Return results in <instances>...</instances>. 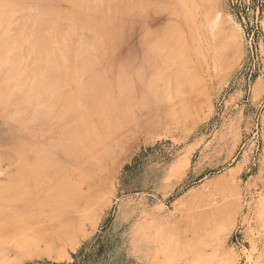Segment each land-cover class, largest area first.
<instances>
[{
    "label": "rangeland",
    "instance_id": "1",
    "mask_svg": "<svg viewBox=\"0 0 264 264\" xmlns=\"http://www.w3.org/2000/svg\"><path fill=\"white\" fill-rule=\"evenodd\" d=\"M51 1L53 2L50 3V0H0V61L2 63H0V208L4 207L11 198L16 199L17 196L21 194L26 182H28V184L29 182L33 185L36 184L33 186L30 183L29 186H33L34 188L39 187V191L37 189L35 191L34 188L31 187L29 194L33 195L34 193L35 200L32 195H27L26 197H28V199H26L25 202L34 203L33 205H38V203L44 204L41 202H45L46 205L47 202L55 200V164H52L55 163V146H51L53 145L52 142L55 137H53L54 134L51 136L53 129L52 123H50L52 122L50 119H52L53 116L51 118V115L47 114L50 109L44 112L46 108L52 106L50 105L52 101L50 100L48 103V100L51 97L53 100L55 97L53 98L52 95L55 94L58 95L57 97H61V100H58V98L56 99L58 100V104L56 103L57 105L53 104L58 108L55 107L54 114H56L57 111L60 112V110L68 108L70 101H72L70 100L71 95L69 94H71L72 91L74 92L72 86L77 83L80 84V81H84L85 83L89 81V86H87L86 90H83V93L87 91L89 87L95 90L92 93H101L96 90L100 88L104 91L101 87H107L114 80L117 81L116 77L118 75L121 77L118 78L119 82L116 83L118 87L122 88V81H124V85L129 83L123 79V77H125L124 74L129 73L134 68H129L132 65L138 66L140 59L134 60L137 65L133 63V59L138 58V56L134 57L135 52H130L131 54L129 56L134 55L129 58L131 62L127 63L129 65L128 67L126 66V62L129 56L127 58L123 56L120 58L119 55H115V58L112 56L114 51L115 53H120V49L121 51H127L125 48H128V52L130 49L131 51L134 49V51H136L135 46H137V44L134 43H137V34L134 32L137 31L135 30L132 32L134 28L132 29L129 24L131 25L137 18L138 13H140L138 9H141L142 14L143 10L146 12H148L147 10H155L151 12H164V14L169 16V24H167V26L169 25L170 27H166L165 39L169 41V39L172 38V44L175 43L179 45L176 46V48L168 49L173 45L171 44V46H169L168 43L170 42L165 43V48H167L169 53H174V49L176 50L178 47L175 55L171 53L172 58L168 60V63L171 61L173 65H176V61V63L183 62L179 64L183 66L186 64L187 68L190 67L187 63H194V69L197 68L198 71H202L198 72L200 74V79L196 77L194 81L198 79V84L202 83V81L207 84L211 103L209 106L201 105L195 109L194 107H189L191 111L186 109L188 112L181 115V117L179 116L180 118L175 122L164 121L163 117L165 115L169 116L168 109L165 110L160 108L154 115L151 111L153 100L147 98L151 95L149 94V88L155 86L158 81L151 78L153 76L149 75L150 71L147 70L149 74H145L146 76L144 75L142 78L143 80L138 83L140 87L137 85V90H135L133 94L134 97L132 96L131 98V100L133 99L132 101L137 99L139 103H135L136 101H134V105L130 100L128 107L130 108L131 115L132 112L136 115V112L141 109H146V111L149 112L151 111V117H153L151 121L156 123L154 126L158 131L145 130L147 132L140 131L141 134L140 132H136L130 140L120 145V149L118 148L119 151L118 149L116 150L118 151L117 153L115 149H111L110 152H108V156L105 157V159H109L107 164L109 166L106 167V171L110 166L109 170H111V173L113 172L112 169L114 170L112 174L110 171L106 172L107 176L111 174L112 180L109 179L108 182L110 183V187L107 184L108 190H106V186V189H103V202H100L93 211L87 213V219L80 224V230L76 236L77 238L72 240L65 239L55 244V232L51 234L52 231H55V222L58 221L55 220L54 206L52 214L49 212L47 215V212H45L40 216H30L26 218L25 222L24 220L21 222L19 221L20 223H18L17 220H14L16 222L5 221L6 223H1L0 221V234H2L0 235V243L2 242L0 244V248H2L0 251V264H264V0H217L214 6L215 12L222 16V18L225 17V19L228 20V27H233L231 29L235 32V36L232 41L227 40V42H223L224 46L219 48L220 51L223 50V57L221 58L219 56V58H217L214 67L215 71L209 66V73L207 72L208 66L206 65L208 62L204 59V53L206 44L212 46L215 42L214 33L216 29L213 28V30L211 24L206 23V9L203 0H95L96 4L94 0H92L90 4L88 2L91 0H85V3H82V0ZM138 1H140L139 3L142 2L143 4L147 3L149 5L147 7L146 5L137 4ZM149 1H151V3H149ZM74 3H76V7ZM87 3L90 6L92 5L91 8L87 6ZM39 5H44L47 10L42 6L43 9L47 12L51 11V13L55 15L53 17V15L47 12V15H49L47 17L49 18L43 15L46 20L49 19V25L46 24L47 21L43 20L46 26H50L51 17L52 23L54 22L55 24V26L51 24L54 28L49 27L50 30L48 29V31L52 33L51 35L47 32V28H45L43 32L46 33V37L48 36L47 34H49L51 44H54L53 46L56 47H50L52 48V52L50 53L54 52L55 56H58L57 58L55 57L56 59H54V53L53 55L48 53L47 51L49 48L46 49L47 46L45 44L42 45L43 40H48V37L42 40V36H40L41 42L40 38L39 41L37 40L38 38L36 39V35H41L39 31L41 28L43 30L42 26H45H40L41 28L38 30L39 27L37 24L40 23L37 22L39 19L37 20L35 17L40 18L41 12L43 11V9H41L42 7H39ZM137 6L139 7L135 11ZM35 8L37 9L35 10ZM132 9L135 11L133 16H131L133 13ZM126 10L128 13H126ZM32 11H35L37 14V11H40L38 14L39 17ZM42 13L44 14L45 11ZM84 13H86V15H83ZM1 14L3 16H1ZM122 14L124 16L121 17L120 15ZM109 16H111V19ZM9 18L10 20H8ZM118 19H120V25L117 27ZM122 19H126L127 22L125 21V24H123L122 22L124 20ZM129 20L133 21L130 23ZM28 22L30 24H28ZM35 23L37 26L33 25ZM43 23L41 22V24ZM121 24L124 25V28H122L123 25ZM24 26L26 27L24 28ZM33 26L34 28L38 27L37 30L34 29L37 32H31V29L33 31ZM28 27L31 29H27ZM56 27H58V29ZM112 27H114V29ZM132 27H135V25ZM59 28H61V31H59L60 34H58ZM52 29L53 31H51ZM55 30L56 32H54ZM119 30L129 33H122V36ZM117 31H119V33ZM38 32L39 34H36ZM53 33H55V35ZM117 33L121 35V37L118 36ZM189 33L190 35H187ZM127 35H129V38H127ZM12 36H14L13 40ZM54 36L62 39H55ZM125 36L127 39H125ZM123 37L125 42H122ZM21 38L23 39L22 41ZM3 40H6L5 43H3ZM31 40L30 47H28V54L26 52L27 41L30 42ZM183 40H185V42H183ZM64 41L65 43L63 44ZM95 42H99V44L95 45ZM32 43L34 44L31 46ZM129 44L134 45L130 46ZM6 45L7 47L5 48ZM16 45H18L17 48L15 47ZM62 45H64L65 48L67 47V50L62 48ZM114 45L116 47H114ZM186 45H188L189 48L192 47V52L193 50L197 52V58L194 56L191 58L186 55ZM34 46L37 47V49L43 46L44 51L42 49L40 50L44 52V55L42 56L41 52L38 53L37 49L35 51L33 48ZM193 46H195V49H193ZM23 47L25 48L23 49ZM133 47L135 48L133 49ZM19 49L20 51L17 52ZM64 49L69 53L72 59L68 58L70 57L68 54L67 57ZM31 50L32 52H30ZM110 50H114L112 52L113 54H110L111 56L108 53ZM178 50L179 53L180 50H185L183 51L185 54H183V56L180 55L182 52L178 54ZM33 52L44 58L42 64L37 60L40 61L43 58L41 59L38 57L39 59L37 58L36 60ZM46 52L49 56L52 55L53 58L47 56L48 54ZM62 52H65L64 54L67 59ZM121 54L123 53L121 52ZM29 55L33 56L31 57L33 58L31 62L28 61ZM46 56L48 59H46ZM80 57L83 58L79 59ZM108 57L111 59L113 58V60H107ZM226 57H229V59H226ZM61 58L63 60L65 59L67 62H65V60L63 61ZM59 59L61 61H59ZM118 59L119 61H117ZM122 59H125L126 62ZM46 60L47 65L51 62L48 66H51L55 74L60 76H55L50 84L45 83L47 82L46 79L50 76L48 80H51V77L55 74L46 77L43 76L45 79L41 82H43L42 86L44 88H41V83L38 81L41 80H39V76L43 75L46 71L45 69L48 67L46 65ZM70 60L72 62L71 64L69 63ZM219 60L224 65H222ZM26 61L30 64L28 62L25 63ZM36 61L40 64L39 66L36 64ZM120 61H122V63ZM34 62L36 64L34 65L39 69L38 72L35 73L34 70L37 71V69L31 70L32 68H30V70L33 71V75H35L33 76L32 73L31 75H26V81H24V79H22L24 75L22 73L24 72L23 69L25 70L26 68L24 73H27L28 68L31 65L32 67L34 66ZM18 64L19 66H16ZM105 64H107L106 67L109 64L108 68L112 67L110 69L112 71H109V69L105 67ZM119 64H123L121 68L125 65L126 70H131H127V72L125 71L124 74H122L125 68L122 69L121 72H118V67L115 68ZM196 64L199 65L197 66ZM173 65L170 66L168 64L167 66L172 68L174 67ZM35 66L34 68H36ZM145 66L140 65V67H142L141 70L137 67L136 70L139 71L140 74L142 73V75L139 74L140 76H143L144 70L146 71ZM143 67L145 68L144 70ZM12 68L13 71L16 70L14 71L15 73L13 72L10 74V69ZM97 68H99V71ZM52 69L47 71L48 73L46 72L45 75L54 73ZM105 69L107 72H112V78L105 74ZM116 69L117 71H115ZM56 70L60 74H58ZM69 70H71L72 73ZM94 71L98 72L96 73L97 75L93 73ZM137 71L133 72H135L134 75L136 74L138 78L139 72L137 73ZM80 72L82 73L81 77ZM100 72L102 74H100ZM115 72H117V74ZM194 72L197 74V70ZM194 72L192 71L189 76H187L189 85L193 79L192 77H194ZM69 73L72 74L69 76L71 79L68 78ZM13 74H16L15 80L9 78L14 76ZM35 76L38 78H35ZM130 76L132 79L135 77L133 74ZM209 76L211 78H209ZM20 77L23 81L17 79ZM72 77L74 82L76 80L75 84L71 81ZM101 77H103L104 80H101ZM109 77L111 80H109ZM86 78L89 80L85 81ZM6 79L9 80V82L11 81L9 86ZM33 79L35 81L38 79V83H35ZM17 81L23 82V86ZM32 81L35 85H39V88L36 87L38 90L40 89V93L43 90L44 94L41 93L43 95H40L41 97L44 96V99H36V94L33 96L34 93L38 92H32V86L30 87ZM103 81H105L106 84H103ZM54 82L55 84H53ZM84 82H82L83 85ZM90 82L95 83L91 84ZM51 83L53 88H57H52V90L56 91H53L54 93L50 91V87L52 86L48 88L45 86L51 85ZM19 84L21 86H19ZM35 85L34 89L38 91ZM69 85H71V88ZM106 87L104 88L108 89ZM138 87L141 89L143 88L142 90H144L143 92L147 97L143 95L145 97L143 98L141 94L142 90L138 89ZM22 88H24V95L21 93L20 96ZM45 88L49 89L53 94L49 93L47 90L50 95L47 94V96H49L46 97ZM66 89L69 92H67ZM15 90H17V92ZM10 92L15 94H13L14 97L10 95ZM61 92L66 96L64 100L62 99L63 95ZM136 92L138 94H135ZM145 92H149V96ZM26 93L28 95L25 96ZM29 93H32L33 95H31L35 99H33ZM88 93H90V90ZM40 95L38 93L37 97ZM9 96H11L12 99H10ZM15 96H17V98ZM24 96L26 98L29 96V100H26ZM68 97L69 101L67 100ZM123 97L124 96H122V98ZM107 98H109V96H106V99L104 98L105 102L108 100ZM113 98L115 97L112 96V102H116V98L114 101ZM31 99L32 101H30ZM118 99L117 101L119 102L120 99ZM21 101H23V103H21ZM26 101L31 103L28 104ZM33 101L34 103L32 104ZM63 102H66V104L62 105ZM115 102L113 103L114 105ZM118 102H116V104ZM24 103H26V107ZM19 104H24L23 107L26 109L23 108L25 110L21 111L22 107ZM31 104L32 106H30V108L27 107V105ZM38 104H42L41 107L43 110L39 112L41 107H37V116H40L38 118L34 117L37 120L34 122L32 116H36L34 113L35 111L37 112V109L34 107ZM46 104H49V107H47ZM19 108L20 111L16 110L17 112L15 113V109L19 110ZM109 108L111 107H108V109ZM109 111L110 110H107L108 113ZM52 112L50 111L49 113L51 114ZM128 112L129 111L123 113L119 111L116 112L117 114L114 113L115 115L112 114L114 115L111 117L114 119L113 124L117 123L115 119H121V122L119 121L120 124L124 123V117L129 114ZM44 114L49 116L47 117L49 118L48 123L45 122L47 120H45L47 115ZM28 115H31V119H33L31 122L26 118L29 117ZM157 115L161 117H157ZM136 116H138V112ZM132 117L135 118L134 115H132ZM156 118L159 120L160 118L162 119L158 121ZM43 119L45 121L42 123ZM26 120L27 122L25 124ZM109 123L111 124L112 121H109ZM34 128L36 131H34ZM29 129H31V131ZM37 129H42V131ZM101 131L103 132V130L99 129L95 132L97 134L98 132L101 133ZM45 135L49 137H45ZM40 140H44L41 142L44 143L43 145H46V148H44V146L40 148ZM35 142L40 146L35 144ZM47 144L49 146H47ZM29 145L34 147L36 145L39 150H37L36 147L32 150L31 147L29 148ZM24 146H28V149H30L32 153L37 150L35 152L36 154L33 155H37L39 158H41V152L45 149L48 150L47 153L50 152L51 154L45 153V150L43 152L45 154L42 156L43 159L34 158L31 154L27 155L31 153V151L29 150V152H27L28 149ZM23 147L27 150L26 152L24 151L25 149L22 150ZM50 147L51 151L54 153L49 150ZM38 151H40L41 154H38ZM113 154H115V156ZM48 155H53L52 158L50 157L51 161H49ZM184 155L187 156L188 161L181 160ZM27 156L29 159H27ZM30 156L34 159H30ZM23 157L27 158L22 159ZM178 159L180 160L177 161ZM43 162H45L46 166ZM149 166L162 176L163 185H161L159 189L153 188L152 186L145 188L140 184L139 175ZM26 178H30L31 180L29 179L28 181ZM36 178L39 179L36 180ZM8 180L10 183H7ZM20 180L21 182H19ZM125 181H128V185L123 187L122 184ZM49 183L50 185H48ZM4 184H8V187ZM10 202H12V200H10L9 203ZM94 213H96L97 216L94 217ZM46 215L50 217L45 218L47 217ZM17 225H20V227ZM60 226L61 222L57 224L56 229H59ZM8 243H10V245ZM24 245L30 248L27 249V247H25L26 249H24ZM12 246L13 248L19 249V251H11L10 247ZM48 246L51 248L47 249ZM3 247H6V249ZM38 248L43 251L37 250ZM46 249L51 253L50 255H47L48 252H46ZM37 251L39 252L37 253ZM22 253H25V255ZM57 255L61 257L57 258Z\"/></svg>",
    "mask_w": 264,
    "mask_h": 264
},
{
    "label": "bare ground",
    "instance_id": "2",
    "mask_svg": "<svg viewBox=\"0 0 264 264\" xmlns=\"http://www.w3.org/2000/svg\"><path fill=\"white\" fill-rule=\"evenodd\" d=\"M69 1V0H68ZM90 1V0H89ZM95 1V0H94ZM97 1V0H96ZM96 1H95V4H96ZM204 1V4H205V9H206V16H205V20H206V23L207 24H211V28L213 29H216L215 30V33H214V43H213V45L211 46V45H209V44H206V50H205V55H204V59L206 60V62H208L206 65L208 66L207 68H208V73H209V66H211L212 67V70L214 69V67H215V64H216V60H217V58H219V56L222 58L223 56H222V53H223V50L222 51H220L219 50V48H221V46L223 47L224 46V44H223V42L225 43V41L227 42V40H233V38H234V33L235 32H233V30L231 29V28H233V27H228V20H226L225 19V17L224 18H222V16H220V15H218V13L217 12H215L216 10L214 9V6L216 5V2H217V0H203ZM51 2H53V1H51L50 0V3ZM62 2H65V1H62ZM74 2V1H73ZM73 2H72V4H73ZM82 3H85V0H82L81 1ZM92 2V0L90 1V2H88L89 4ZM140 1H138L137 2V4H142L143 6L144 5H146L147 7H148V5L149 4H147V3H145V4H143L142 2L141 3H139ZM144 2V1H143ZM148 2V1H147ZM43 3V2H42ZM87 3V4H88ZM149 3H151V1H149ZM44 4V3H43ZM79 4V3H78ZM77 4V5H78ZM87 5V6H89V8H91V6L90 5ZM93 4V3H92ZM76 5V3H74V6ZM84 5V4H83ZM82 5V6H83ZM38 6V5H37ZM42 6H44V5H42ZM42 6H40L39 5V7H42ZM135 6V5H134ZM39 7H37V8H39ZM76 7V6H75ZM79 7H81V6H79ZM94 7V6H93ZM92 7V8H93ZM139 6H137L136 8H135V11L137 10V8H138ZM141 7V6H140ZM37 8H35V10L37 9ZM44 8H45V6H44ZM88 8V7H87ZM142 8H144V7H142ZM41 9H43V7L41 8ZM46 9V8H45ZM45 9H43V11H45V13L43 14L42 12H41V15H40V18H41V22L43 23V20L44 21H47L46 22V24H48L49 25V19H47L46 20V18H49V17H47V16H49V15H47V13L49 14L50 13V15H53V17L55 16L53 13H51V11L50 12H47ZM48 9H49V7H48ZM50 9H52V8H50ZM125 9V8H124ZM40 10V9H39ZM54 10V9H53ZM81 10V9H80ZM86 10H88V9H86ZM131 10V9H130ZM129 10V11H130ZM133 10V9H132ZM55 11V10H54ZM90 11V10H89ZM127 11V10H126ZM135 11L133 10L132 12V14H131V16H133V14L135 13ZM140 11V13H138V16H137V18L134 20V21H136V22H134L133 20V22L135 23H133L132 21H130L129 20V22L131 23L132 22V24L130 25L129 23V26H131V28L133 29V31L132 32H134L135 30L137 31V32H134V33H136L137 34V38H136V42L137 43H134V44H137V46H138V48H137V46H135L136 47V51H134L135 49V47H133V51H131V49H130V51L128 52V48L126 49L125 48V50H127V51H121V49H120V53L119 52H117V53H115V49L113 50V51H109L108 53H109V55L111 54H113V56L112 57H114L115 55L116 56H120V58H121V56H123V57H128L131 53L130 52H135V55H134V57L136 56H138V58H134L133 59V63H135V61L136 60H138V59H140V61H139V65L138 66H134V65H132L131 66V63H130V66L131 67H129V65L127 64V63H129V62H131V59H129L131 56H133V55H131V56H129L128 57V60H127V62H126V58L125 59H122V60H124L125 62H126V66H128L129 68H133V69H135V70H131V69H127V70H131L129 73H132L133 74V76H137L136 74L134 75V73L135 72H133V71H137L136 69H137V67H138V69H142V67H140V65L142 66H145L146 67V71L144 70L145 68L143 67V70H144V72H146V73H144L143 72V76H140V75H142V73L140 74V72L139 71H137V73H138V75H139V79L136 77H134L133 79L131 78V76L130 75H132V74H129V73H125L124 74V72L126 71L127 72V70H126V66L124 65L123 66V68H121L122 67V65H120V68H119V65H117L115 68H117L118 69V72H121L122 71V69H124L125 68V70H123V72H122V74H124V76L125 77H123V79L124 80H126V82H129L128 84H126V85H124L123 83H124V81H122L123 83L121 84L122 85V88L121 87H118L117 86V82H119V80H118V78L120 77L119 75L116 77V79H117V81L116 80H114L113 82H111L107 87L106 86H103V87H101L102 89H104V91L103 90H101L100 88V90L98 89V90H96V91H100L101 93H92V92H94L95 90H93V89H90V87H89V89L87 90V91H84V93H83V90H86V88H87V86H89V84H88V82H84V81H80L81 83V85L79 84V83H77L76 85H73L72 87H73V89H74V92L72 91L71 92V94H69V95H71V99L70 100H72V101H70V105L68 106V108L66 109V108H64L65 110H60V112H56V114H54V112H55V107H56V105L58 104L57 103V101L58 100H61L60 98L61 97H57L58 95H52L53 96V100L50 98L49 100H48V103H49V101L51 100L52 102H50L51 104L50 105H52L51 107H52V110H53V112H52V110H51V107H49L47 104V107H49V108H46V110L44 111V112H47V109H48V111H49V109H50V111L53 113H47L48 115H51L50 117L52 118V116H53V118L52 119H50L52 122H50V123H52V129H53V133L51 134V136H53V134H54V136L53 137H55L54 138V140H53V145H51V146H55L54 148H55V153L54 152H52L51 151V147H50V151L52 152V153H54V155H55V163H52V164H55V200H51V201H49V202H47V204L45 205V202H41V203H44V204H40V203H38V205H33L34 203H31V202H29V203H27V202H25L26 201V199H28V197H26L27 195H32V194H29V192H30V190H31V187L32 188H34L33 186H35V185H33L31 182H29V184H28V182H24L25 183V186H24V188L22 189V191H21V194H19V196H17V198L16 199H14V198H11L10 200H12V202H10L9 203V201H8V205L6 204V205H4V207H2V208H0V221H1V223L3 222V223H6L5 221H14V220H17L18 221V223H20L21 221H23L24 220V222H25V220H26V218H29L30 216H36V215H42L43 213H45V212H47V215L49 214V212L52 214V210H53V206L55 207L54 209H55V220L57 221V222H55V231H52V233L51 234H53L54 232H55V244L56 243H58L59 241H63V240H65V239H68V240H72V239H76L77 237V233L79 232V228H80V224L84 221V220H86L87 219V213L90 211H93V209L97 206V205H99V203L100 202H103V198H102V193H103V189H106V190H108V187H107V184L109 185L110 183H108L109 182V179H111L112 180V178H111V174L114 172V170L112 169V173H111V170H109L110 169V167H109V169L106 171V167H108L109 165H107L108 164V160L109 159H105V157L106 156H108V152H110V150L111 149H115V152L117 153L118 151H119V147H121L120 145H123V143H125V142H127L128 140H130L131 138H132V136H134V134L136 133V132H140V131H145V130H157L156 128H155V126H154V124L156 125V123L155 122H153V121H151L152 120V118L153 117H151V115H152V113H153V115H154V113H156L157 112V110L158 109H160V108H163V109H165V110H167L168 109V113H169V116H167V115H165L164 117H163V120L164 121H173V122H175L177 119H179L180 117H181V115H184V114H186V112H188V111H186V109H189V111H191L190 110V108L189 107H194V109L195 108H198L199 106H204V105H206V106H209L210 105V98H209V89H208V87H207V84L205 83H203V81H202V83H200V84H198V82L199 81H197L198 79H200V74L198 73V72H202V71H198V69L197 68H195L196 70H197V74L194 72V71H196L195 69H194V63L192 64L191 62H189V63H187L188 65H190V67L189 68H187V66H186V64H184V66L183 65H180V64H182V63H176L175 62V64L176 65H173V63L170 61V63H172V64H170V63H168V60H170V58H172V54H174L175 55V52L177 51V49H178V47H177V49L175 50L174 49V53L173 52H171V53H169V51L167 50V48H165L166 46H165V43H168V42H170V43H168L169 44V46H171V44H172V38L171 39H169V41H168V39L166 40L165 39V35H166V27H170L169 25L167 26V24H169V16L167 15V14H164V12H154V13H152L153 11H155V10H147L148 12H146V11H144L143 10V14L141 13V9H138V12ZM149 11H150V13H149ZM152 11V12H151ZM32 12H34V13H36L35 11H32ZM38 12V14L40 13V11H37ZM47 12V13H46ZM56 12V11H55ZM145 12V13H144ZM114 13V12H113ZM126 13H128V11L126 12ZM147 13V14H146ZM5 14V13H4ZM37 14V13H36ZM38 14L36 15L37 17H39L38 16ZM144 14H146V15H144ZM35 15V14H34ZM43 15H45L46 16V18L43 16ZM83 15H86V13H84ZM136 15V14H135ZM1 16H3L2 14H1ZM41 16H43V17H41ZM117 16H119V15H117ZM121 17L122 16H124L123 14L122 15H120ZM170 16H171V14H170ZM35 17V16H34ZM34 17H33V19H34ZM51 17V16H50ZM40 18H36L35 17V19H39L37 22H39L40 24H41V22H40ZM43 18V19H42ZM109 18L111 19V16H109ZM132 18V17H131ZM221 18V19H220ZM51 19H52V17H51ZM50 19V22H51V24H53V26H55V24H54V22L52 23V20ZM128 19H130V18H128ZM132 19H134V18H132ZM8 20H10V18L8 19ZM122 20H124L122 23L123 24H125V21H126V19H122ZM121 20V21H122ZM7 21V20H6ZM11 21H12V19H11ZM54 21H55V19H54ZM110 21V20H109ZM116 21V20H115ZM119 21H120V19H118V24H117V27L120 25V23H119ZM7 22H10V21H7ZM30 22V21H29ZM28 22V24H30ZM36 22V23H37ZM56 22V21H55ZM111 22V21H110ZM127 22V21H126ZM175 22V21H174ZM32 23V22H31ZM36 23L35 24H33L34 26L36 25ZM112 23V22H111ZM12 24V23H11ZM37 24L38 25V27H39V29L38 30H40V26H42V25H45V22L43 23V24ZM50 24V26H42L43 27V30H42V28H41V30H42V32H41V30L39 31L40 33H41V35H36V39L39 41V38H40V42H41V37L40 36H42V40L43 39H45V38H47L48 37V40H43V44L42 45H46L47 47H46V49L47 48H49V50L47 51L48 53H50V52H52L51 51V49L54 47L52 44H51V40L49 39L50 37H49V34H47L48 36L46 37L45 35H46V33H44L43 31H44V29L45 28H47V32L48 33H50V35L52 34L51 32H49L48 31V29H49V27L51 28H54L52 25ZM57 24V23H56ZM67 24H68V22H67ZM109 24V23H108ZM123 24H121V25H123ZM171 24V23H170ZM26 25H27V23H26ZM36 25V26H37ZM69 25V24H68ZM67 25V27L69 28V26ZM133 25H135V27H132ZM177 25V24H176ZM186 25V24H185ZM22 26V25H21ZM29 26H31V25H29ZM34 26H33V31H32V29L30 28V27H28L27 29H31V32H34L35 30H37V28H34ZM58 26V25H57ZM71 26V25H70ZM110 26V25H109ZM126 26V25H125ZM26 26H24V28H25ZM106 27H108V26H106ZM22 28V27H21ZM57 29H58V27H56ZM113 29H114V27H112ZM121 28V27H120ZM122 28H124V25H123V27ZM121 28V29H122ZM235 28V27H234ZM35 29V30H34ZM60 30H58V32L59 31H61V28H59ZM63 29V28H62ZM66 29V28H65ZM70 29V28H69ZM117 29H119V28H117ZM130 29V28H129ZM175 29V28H174ZM173 29V30H174ZM213 29V30H214ZM50 30V29H49ZM71 30V29H70ZM123 30V29H122ZM127 30H128V28H127ZM131 30V29H130ZM20 31V30H19ZM19 31H17V32H19ZM51 31H53V29L51 30ZM67 31V30H66ZM120 31V30H119ZM119 31H117L118 33H119ZM170 31V30H169ZM235 31V30H234ZM16 32V33H17ZM21 32H22V30H21ZM35 32H37V31H35ZM39 32L38 33H36V34H39ZM54 32H56V30L54 31ZM71 32V31H70ZM69 32V33H70ZM116 32V31H115ZM121 32V31H120ZM219 32H220V35H219ZM43 33V34H42ZM64 33V32H63ZM66 33H68V32H66ZM66 33H65V35H66ZM118 33H117V35H118ZM122 33H129V32H125V31H122L121 32V35L123 36V34ZM165 33V34H164ZM201 33V32H200ZM54 35H55V33H53ZM58 34H60V32L58 33ZM62 34V33H61ZM71 34V33H70ZM69 34V35H70ZM133 34V33H132ZM170 34V33H169ZM43 35H44V38H43ZM73 35V34H72ZM121 35H118V36H120L121 37ZM130 35V34H129ZM129 35H127V38H129ZM187 35H190V33L189 34H187ZM57 36V35H56ZM71 36V35H70ZM200 36V35H199ZM220 36H222V37H220ZM13 38H12V40L14 39V36H12ZM17 37V36H16ZM55 37V36H54ZM58 37V36H57ZM57 37H55V39H58V40H61V39H59V38H57ZM66 38H68L67 36H65ZM173 37V36H172ZM175 37H176V35H175ZM24 38V37H23ZM52 38H53V36H52ZM126 38V36H125V39H127ZM177 38H178V36H177ZM190 38V37H189ZM98 39V38H97ZM97 39H95V40H97ZM114 39V38H113ZM135 39V38H134ZM11 40V41H12ZM23 39L21 38V41H22ZM74 40V39H73ZM6 41V40H5ZM5 41L3 40V43H5ZM29 41V40H28ZM27 41V47H26V52L28 53V47H30V43L32 42V40L30 41V42H28ZM38 41H36V42H38ZM45 41V42H44ZM67 41H69V40H67ZM67 41H66V43H67ZM83 41V40H82ZM134 41V40H133ZM133 41H132V43H133ZM175 41V40H174ZM191 41V40H190ZM208 41H209V39H208ZM26 42V41H25ZM35 42V41H34ZM49 43V46H48V43ZM53 42V41H52ZM73 42V41H72ZM122 42H125V40H124V37H123V41ZM176 42H178V41H176ZM182 42V41H181ZM183 42H185V40H183ZM14 43V42H13ZM13 43H12V45H13ZM18 43V42H17ZM39 43V42H38ZM65 43V41L63 42V44ZM80 43V42H79ZM96 44L95 45H98L99 44V42L97 43V42H95ZM114 43V42H113ZM7 44V43H6ZM9 44H11V43H9ZM24 44V43H23ZM29 44V45H28ZM34 43H32L31 44V46L33 45ZM37 44V43H36ZM36 44H35V46H36ZM51 44V45H50ZM59 44V43H58ZM78 44V43H77ZM134 44H132V45H134ZM1 45V44H0ZM11 45V46H12ZM61 45V44H60ZM60 45H58V46H60ZM71 45V44H70ZM72 45H73V43H72ZM130 45V44H129ZM132 45H130V46H132ZM173 46H171L170 48H168V49H172V48H176V46H178L179 44H172ZM175 45V46H174ZM2 46H3V44H2ZM17 46L18 45H16L15 47L17 48ZM20 46V45H19ZM24 46V45H23ZM33 47L34 48V50L36 51V49H37V47ZM68 46H69V43H68ZM119 46V45H118ZM168 46V45H167ZM168 46V47H169ZM230 46V45H229ZM7 47V45L5 46V48ZM39 47H40V45H39ZM38 47V48H39ZM50 47H52V48H50ZM72 47V46H71ZM114 47H116L115 45H114ZM195 46H193V49H195L194 48ZM8 48H9V46H8ZM12 48V47H11ZM25 47H23V49H24ZM54 48H56V47H54ZM62 48H65L64 47V45H62ZM132 48V47H131ZM188 45H186L185 46V49L187 50L186 51V55L187 56H189V57H191V58H193L192 56H194L195 58H197L198 57V54H197V52L195 51V50H193V52L191 51V48H189V50H188ZM225 48V47H224ZM23 49H22V53H23ZM31 49H32V47H31ZM40 49H42L43 50V46H42V48H40ZM40 49H37V51H38V53L39 52H41V50ZM66 50H67V47L65 48ZM64 49V50H65ZM110 49V48H109ZM124 49V48H123ZM122 49V50H123ZM181 49H182V46H181ZM9 50V49H8ZM33 50V51H34ZM40 50V51H39ZM60 50V49H59ZM66 50H65V52H66ZM72 50V49H71ZM70 50V51H71ZM227 50V49H226ZM18 51H20V49L19 50H17V52ZM34 51V52H35ZM44 51V50H43ZM53 51H54V49H53ZM58 51V50H57ZM171 51V50H170ZM183 51H185V50H180V53L182 52V54H180L179 53V50H178V54H180V55H182L183 56V54H185ZM30 52H32V50L30 51ZM34 52H33V54H34ZM46 52V53H47ZM64 52V53H65ZM111 52V53H110ZM113 52V53H112ZM121 52L123 53V54H121ZM125 52V53H124ZM228 52V51H227ZM20 53V52H19ZM42 53V56L44 55L43 53L44 52H41ZM47 53V54H48ZM54 53V52H53ZM53 53H50V54H52L53 55ZM63 52H62V54L66 57V55L68 54L69 55V53H67L66 52V55L64 54ZM198 53H199V51H198ZM214 53V54H213ZM230 53V52H229ZM231 53H232V51H231ZM231 53H230V55H231ZM25 54V53H24ZM29 54V53H28ZM32 54V53H31ZM32 54V55H33ZM56 54H57V52H56ZM30 56L29 55V58H28V61H32V59L33 58H31V57H33V56ZM52 55H50L49 56V54L47 55V56H49L50 58L52 57L53 58V56H54V59H56L58 56L56 55L55 56V53H54V55L52 56ZM58 55H59V53H58ZM68 55H67V57H68ZM110 55V56H111ZM177 55V54H176ZM202 55V54H201ZM200 55V56H201ZM19 56V55H18ZM34 58L37 60V58L39 57V58H43V57H41V55H36V54H34ZM47 56H46V59H48L47 58ZM70 56V55H69ZM86 56V55H85ZM85 56H83V57H85ZM109 56V57H110ZM199 56V57H200ZM226 56H227V54H226ZM56 57V58H55ZM60 57V56H59ZM67 57H66V59H67ZM76 57H77V55H76ZM83 57H80L79 59H81V58H83ZM88 57V56H87ZM108 57V59L107 60H113V58L111 59V58H109ZM188 57V58H189ZM21 58V57H20ZM38 58V59H39ZM69 59L71 58V56L70 57H68ZM78 58V57H77ZM76 58V59H77ZM115 58V57H114ZM133 58V57H132ZM174 58H175V56H174ZM229 59V57H226V59ZM34 59V60H35ZM54 59H52V60H54ZM62 59V58H61ZM72 59V58H71ZM136 59V60H135ZM184 59V58H183ZM200 59V58H199ZM58 60V59H57ZM63 60V59H62ZM65 60V59H64ZM63 60V61H64ZM106 60V59H105ZM106 60V61H107ZM130 60V61H129ZM135 60V61H134ZM175 60V59H174ZM188 60V59H187ZM191 60V59H190ZM189 60V61H190ZM204 60V61H205ZM28 61H26L25 63H27ZM40 64H42L43 63V61H44V58L42 59V60H40V61H42V62H40L39 60H37ZM36 61V64L39 66L40 64H38V62ZM55 61V60H54ZM59 61H61L60 59H59ZM105 61V62H106ZM117 61H119V59L117 60ZM179 61V60H178ZM220 61V60H219ZM228 61V60H227ZM18 62L20 63V61L18 60ZM65 62H67L66 60H65ZM102 62V61H101ZM104 62V63H105ZM109 62H111V61H109ZM121 63H122V61H120ZM120 62H118V63H120ZM124 62V63H125ZM0 63H1V61H0ZM29 63V62H28ZM49 63H51V62H49ZM49 63H48V65H49ZM69 63L71 64L72 62H71V60L69 61ZM108 63V62H107ZM113 63V62H112ZM117 63V64H118ZM132 63V64H133ZM220 63L222 64V62L220 61ZM2 64V63H1ZM30 64V63H29ZM35 64V62L33 63V65ZM35 64V65H36ZM45 64V63H44ZM110 64V63H109ZM109 64H108V66L106 67V65L107 64H105V67L106 68H108L109 67ZM136 64V63H135ZM173 65L174 67H168L167 65ZM213 64V65H212ZM220 64V65H221ZM34 65V66H35ZM46 65H47V60H46ZM47 65V66H48ZM50 65H52V64H50ZM54 65V64H53ZM66 65H67V63H66ZM137 65V64H136ZM197 65V64H196ZM199 65V64H198ZM197 65V66H198ZM218 65V64H217ZM222 65H224V64H222ZM226 65V64H225ZM16 66H19V64L18 65H16ZM34 66L32 67V65L28 68V70L30 71H28L27 70V73H24L25 71H26V68H25V66H24V68H25V70L23 69V71L24 72H22L24 75L22 76V79H24V81H26L25 79H26V75H31V73H32V75H33V71H31V70H33V69H37V71L36 70H34L35 71V73H37L38 72V68H37V66H35L36 68H34ZM47 66H45V67H47ZM201 66V65H200ZM42 67H43V65H42ZM45 67H44V69H45ZM50 67V68H49ZM54 67H55V65H54ZM53 67V68H54ZM127 67V68H128ZM140 67V68H139ZM193 67V68H192ZM219 67V66H218ZM30 68H32L31 70H30ZM40 68H41V66H40ZM48 68H49V70H51L52 68H51V66H48L45 70V72H44V74L43 75H40L39 76V80L40 81H38V79H37V81L38 82H40L41 83V86L43 85V82H41L43 79H45L44 77H46V76H48V75H53V74H55V71H53V69H52V71L54 72V73H49V74H47V75H45V73L47 72V71H49L48 70ZM101 68V67H100ZM112 67H110V68H108L109 69V71H112V70H110ZM148 68V69H147ZM202 68V67H201ZM205 68V67H204ZM70 69V68H69ZM98 69V71H99V68H97ZM96 69V70H97ZM107 69V70H108ZM117 69L115 70V71H117ZM194 69V70H193ZM1 70V69H0ZM11 70V73L10 74H12L14 71H13V68L12 69H10ZM55 70V69H54ZM72 70V69H71ZM71 70H69L70 72H71ZM150 71L149 73H147L148 71ZM200 70H202V69H200ZM205 70V69H204ZM68 71V72H69ZM86 71V70H85ZM89 71V70H88ZM101 71V70H100ZM103 71V70H102ZM105 71H106V69H105ZM194 72V77H192L191 79H192V81H194V78L196 79V77L198 78L196 81H194V82H192L191 81V83H190V85H189V80L187 79V76H189V74L191 73V72ZM213 71H215V69L213 70ZM56 72L58 73V71L56 70ZM15 73V72H14ZM48 73V72H47ZM72 73V72H71ZM71 73H69V75H68V78L69 79H71L69 76H71L72 74ZM87 73V72H86ZM94 74H96V73H98L97 71L95 72H93ZM107 73H109V74H107ZM116 74H117V72H115ZM208 73H206V74H208ZM58 74H60V73H58ZM71 74V75H70ZM81 72H80V77H81ZM88 74V73H87ZM100 74H102L101 72H100ZM107 76H110L111 78H112V76H111V74H112V72H107L106 71V73H105ZM115 74V75H116ZM145 74H149V75H151V76H153V77H151V78H154V79H156L158 82H157V84L155 85V86H152L151 88H149V92H145L148 96H149V94H151L149 97H147L145 94H144V90H142L141 88H139L140 87V84L138 85V83L139 82H141L143 79V77H144V75ZM196 74V75H195ZM202 74V73H201ZM14 75V74H13ZM35 75V74H34ZM33 75V76H34ZM38 75V74H37ZM64 75V74H63ZM84 75V74H83ZM91 75V74H90ZM97 75V74H96ZM99 75V74H98ZM121 75V74H120ZM25 76V77H24ZM44 76V77H43ZM55 76H58V75H53V77H51V80H48L49 79V77H48V79H46L47 80V82H45V83H48V84H50V82H52L53 81V78L55 77ZM60 76V75H59ZM58 76V77H59ZM62 76V75H61ZM78 76V75H77ZM100 76V75H99ZM106 76V77H107ZM121 76H123V75H121ZM128 76V77H127ZM146 76V75H145ZM212 76H213V74H212ZM16 77V74L14 75V76H12V77H9L11 80L13 79V80H15L14 78ZM19 77V76H18ZM28 77V76H27ZM91 77H92V75H91ZM104 77V76H103ZM103 77H101V80H104L103 79ZM109 77V78H110ZM126 77H127V79H126ZM141 77V78H140ZM207 77V76H206ZM3 78H4V76H3ZM6 78V77H5ZM9 78H7V79H9ZM30 78V77H29ZM35 78H38L37 76H35ZM34 78V79H35ZM78 78V77H77ZM89 78H90V76H89ZM97 78V77H96ZM99 78V77H98ZM111 78L109 79V80H111ZM121 78V77H120ZM209 78H211L210 76H209ZM6 79V80H7ZM18 80L20 79V81H23L22 79H21V77L20 78H17ZM28 79V78H27ZM33 79V80H34ZM56 79V78H55ZM113 79H114V77H113ZM122 79V80H123ZM141 79V80H140ZM201 79L203 80V78L201 77ZM81 80V79H80ZM87 80H89L88 78H86V80L85 81H87ZM93 80V79H92ZM95 80V79H94ZM140 80V81H139ZM5 81V80H4ZM8 82H7V84H8V86H9V84L11 83V81L9 82V80H7ZM19 81V82H20ZM35 81V80H34ZM37 81H35V83H38ZM56 81V80H55ZM70 81V80H69ZM71 81H73V83L75 84V82H76V80H75V82H74V80H73V77H72V80ZM78 81V80H77ZM91 81V80H90ZM97 81V80H96ZM99 81V80H98ZM138 81V82H137ZM16 82V81H15ZM14 82V83H15ZM18 82V81H17ZM18 82V83H19ZM82 82H84V85H83V83ZM101 82V81H100ZM106 82L108 83V81H107V79H106ZM106 82L105 81H103L102 83L104 84H106ZM121 82V81H120ZM154 82V81H153ZM195 82H196V84H195ZM3 83V82H2ZM13 83V84H14ZM21 83V82H20ZM23 83V82H22ZM21 83V84H22ZM25 83H27V82H25ZM24 83V84H25ZM35 83L32 81V84H30V87H31V90H32V92H38L39 93V95L41 94V93H43V90L41 91V93L39 92V90H38V88H39V85H35ZM73 83H71V84H73ZM91 84H93V83H95V82H90ZM154 83H156V82H154ZM194 83V84H193ZM17 84V83H16ZM28 84V83H27ZM35 85V88L38 90V91H35V89H34V85ZM53 84H55V82L53 83ZM86 84V85H85ZM88 84V85H87ZM101 84V83H100ZM118 84H120V83H118ZM147 84V83H146ZM18 85V84H17ZM56 85H58V84H56ZM62 85V84H61ZM137 85L139 86L138 87V89H140V90H142V92H141V94H142V96L143 95H145L149 100H150V98H151V100H153L152 101V108H151V111H152V113H151V111L149 112V111H146V109H141V110H139V111H137L138 112V116H136L137 115V112H136V115L135 114H133V112H132V115H134L135 116V118L134 117H132V115H131V111L129 110L130 108L128 107V104L130 103V100H131V98H132V96H133V94H134V91L135 90H137L136 89V87H137ZM189 85V86H188ZM193 85H195V86H193ZM1 86V85H0ZM3 86H4V84H3ZM19 86H21L20 84H19ZM22 86H23V84H22ZM38 88H37V87ZM40 86V87H41ZM45 86H47V88L48 87H50V86H52V83H51V85H45ZM80 86V87H79ZM25 87V86H24ZM54 87H55V85H54ZM64 87V86H63ZM69 87L71 88V85H69ZM83 89H82V88ZM104 87H106V88H108V89H105ZM141 87H144V86H141ZM21 88V87H20ZM26 88H27V86H26ZM41 88H44L43 86L41 87ZM52 88H53V86L52 87H50V91L51 92H56L55 90H52ZM61 88V87H60ZM148 88V87H147ZM15 89H17V88H15ZM24 88H22V92H20V96H21V93H23V95H24V90H23ZM30 89V88H29ZM28 89V90H29ZM46 89V88H45ZM53 89H57V88H53ZM62 89V88H61ZM72 89V90H73ZM1 90V89H0ZM4 90V89H3ZM14 90V89H13ZM47 90L49 91V89H46L45 91V93H46V97H48L50 94L49 93H51L50 91H49V93L47 92ZM67 90V89H66ZM90 90V93H88V91ZM93 90V91H92ZM139 90V91H140ZM11 91V90H10ZM16 92H17V90H15ZM27 91V90H26ZM57 91H59V90H57ZM61 91V90H60ZM145 91H146V89H145ZM12 92V91H11ZM10 92V93H11ZM29 92V91H28ZM53 92V93H54ZM67 92H69L68 90H67ZM111 95V99H110V95L108 94V93ZM152 92V93H151ZM3 93V92H2ZM9 93V94H10ZM38 93H34V95L33 96H35V94H36V99H39V98H41V99H44V96L43 97H41V95H43V94H41L39 97H37V94ZM53 93H51V94H53ZM59 93V92H58ZM62 93V95H63V92H61ZM61 93H60V95H61ZM149 93V94H148ZM14 93H11L10 95L12 96V97H14V95H13ZM30 94V93H29ZM30 94V95H31ZM47 94H49L48 96H47ZM135 94H138L137 92L135 93ZM141 94H140V96H141ZM26 95H28L27 93L25 94V96ZM31 95V96H32ZM11 96H9L10 97V99H12L11 98ZM24 96V98H26ZM32 96V97H33ZM106 96L108 97L109 96V98H107L108 100L105 102L104 101V98L106 99ZM112 96L113 97H115V98H113V101H114V99L116 100V102H118L117 101V99L119 100V102L116 104V102H115V105L113 104L114 102H112ZM122 96H124L123 98H122ZM141 96V97H142ZM16 98H17V96H15ZM28 98H29V96H27ZM63 98V100L65 99L64 97H66L65 96V94L62 96ZM118 97V98H117ZM134 97V96H133ZM8 98V97H7ZM23 98V99H24ZM28 98H26V100L28 99ZM58 98V100H56ZM136 98V97H135ZM134 98V99H135ZM139 98V97H138ZM143 98H145L144 96H143ZM18 99H19V97H18ZM33 99H35L34 97H33ZM41 99H39V100H41ZM123 99V100H122ZM29 100V99H28ZM67 100L69 101V97L67 98ZM109 100H111V101H109ZM133 100V99H132ZM131 100V101H132ZM24 101H25V99H24ZM30 101H32V99L30 100ZM38 101V100H37ZM37 101H36V103H37ZM46 101V100H45ZM134 101H136L135 103H139V101L136 99V100H134ZM134 101H132V104H134L135 105V103H133ZM4 102H6V101H4ZM12 102V101H11ZM13 102H16V101H13ZM17 102H18V100H17ZM26 102H28V101H26ZM60 102V101H59ZM112 102V103H111ZM21 103H23V101H21ZM31 103V102H30ZM29 102H28V104H30ZM34 103V101L32 102V104ZM41 103V102H40ZM57 103V104H56ZM25 104V107H26V103H24ZM24 104H19V105H21V111H23V110H25L26 108L25 107H23V105ZM32 104L31 105H27V107H29L30 108V106H32ZM53 104H56V105H53ZM63 104H66V102H63L62 103V105ZM112 104V105H111ZM9 105H11V104H9ZM13 105V104H12ZM18 105V104H17ZM17 105H16V107H17ZM39 105V106H38ZM38 105H36L34 108H36L37 109V112L35 111V113L34 114H36V116H37V114H38V108H40L41 107V105L42 104H38ZM59 106V105H58ZM20 107V106H19ZM38 107V108H37ZM61 107V106H60ZM64 107V106H63ZM108 107H111V108H109L108 109ZM10 108V107H9ZM12 108H14V107H12ZM23 108H25V109H23ZM34 108H33V110H34ZM42 108V107H41ZM40 108V110H39V112L41 111V110H43V108L41 109ZM57 108V107H56ZM28 109V108H27ZM58 109V108H57ZM56 109V110H57ZM106 109V110H105ZM20 111V108H19V110L18 109H15V113L17 112V111ZM104 110V111H103ZM107 110H110L109 111V113L107 112ZM30 111V110H29ZM119 111H122L123 113H125L126 111H129L128 113V115L126 116V117H124L125 118V122L124 123H122V124H120V120L121 119H115V122H116V120H117V123L116 124H113V122H114V119L113 118H111L112 116H114L115 114L114 113H116V112H119ZM42 112V111H41ZM102 112H104V113H102ZM112 112V113H111ZM149 112V113H148ZM11 113V112H10ZM28 113V112H27ZM58 113V114H57ZM108 113V114H107ZM121 113V112H120ZM13 114V113H12ZM39 114H41V113H39ZM47 114H44V115H47ZM112 114H114V115H112ZM117 114V113H116ZM27 115V114H26ZM43 115V114H42ZM44 116L45 117V120L43 119V121H42V123L45 121L46 123H48L49 121H48V119L49 118H47V117H49V116ZM105 115H106V118H105ZM121 115V114H120ZM19 116V115H18ZM25 116V115H24ZM23 116V117H24ZM29 116V115H28ZM35 115L34 116H32V118H38L40 115H38L37 117H36ZM132 118H131V117ZM160 116V115H159ZM158 115H157V117H159ZM180 116V117H179ZM121 117V116H120ZM161 117V116H160ZM26 118H28V121L29 122H31V120H33V119H31V115L29 116V117H26ZM25 118V119H26ZM34 118V122H35V119ZM109 118V119H108ZM30 119V120H29ZM157 119V118H156ZM162 118H160V120H161ZM122 120H123V118H122ZM158 121H160L159 119H157ZM37 121V120H36ZM40 121V122H41ZM109 121L111 122L112 121V123L110 124L109 123ZM120 121V122H119ZM157 121V122H158ZM20 122H21V120H20ZM26 122H27V120L25 121V124H26ZM32 123H33V121H32ZM31 124V123H30ZM39 125V124H38ZM40 125H41V123H40ZM155 128V129H154ZM103 130V132L101 131V133H97L96 134V132L98 131V130ZM30 131H31V129H29ZM37 130H41L42 131V129H37ZM34 131H36V129L34 128ZM96 131V132H95ZM147 131H145V132H147ZM158 131V130H157ZM156 131V132H157ZM28 132V131H27ZM29 133H31V132H29ZM38 133V132H37ZM50 133V132H49ZM95 133V134H94ZM149 133H151V132H149ZM32 134V133H31ZM140 134H141V132H140ZM147 134V133H146ZM50 135V134H49ZM46 136H48V135H45V137ZM49 137V136H48ZM30 139H32V138H30ZM38 139H40V138H38ZM39 141V140H38ZM44 141V140H40V144H41V146L38 144V143H36L35 142V144H38V146H40V148H43V146H44V148H46V145H43L44 143H42V142ZM31 143V142H30ZM29 144V143H28ZM25 145V144H24ZM47 146H49L48 144H47ZM25 148L27 147V149H28V146H24ZM22 148V150L23 149H25V148ZM32 148V150H34L35 149V147H36V145H35V147L34 146H30L29 145V148ZM52 147V148H53ZM48 148V147H47ZM119 148V149H118ZM36 149L37 150H39V148L38 147H36ZM118 149V151H116ZM29 150L30 149H28V151L25 149L24 151L26 152H29ZM37 150H35L34 151V153H32V151H31V153H26L27 155H29V154H31V155H33V154H36L35 152L37 151ZM46 150V152L45 153H47V149H45ZM44 150V151H45ZM52 150H54V149H52ZM43 151V152H44ZM22 152V151H21ZM21 152H19V153H21ZM43 152H41L40 153V151H38L37 153L38 154H41L42 156H43V154H45V153H43ZM114 152V153H115ZM22 153H24V152H22ZM50 152H48L47 154H49ZM51 154V153H50ZM111 154V153H110ZM21 155V154H20ZM22 155H24V154H22ZM114 156H115V154H113ZM19 156V155H18ZM34 156V158H39V157H37V155H33ZM39 156V155H38ZM42 156H40L41 158H39V159H43L42 158ZM45 156V155H44ZM28 157V156H27ZM27 157H23L22 159H25V158H27ZM50 157L52 158L53 157V155H48V158H49V161H51L50 160ZM33 157H31L30 156V159H32ZM33 158V159H34ZM46 158V157H45ZM47 158V159H48ZM27 159H29V157L27 158ZM46 159V160H47ZM180 159H178L177 161H179ZM181 160H183V161H188V158H187V156L186 155H184L183 157H182V159ZM48 161V160H47ZM113 162H114V160H113ZM44 164H45V162H43ZM109 163H110V161H109ZM176 163V162H175ZM185 163H187V162H185ZM184 164V163H183ZM49 165V164H48ZM45 166H46V164H45ZM112 167H114V166H112ZM108 171H110V176H107L106 175V172H108ZM51 176V175H50ZM49 176V177H50ZM47 177H48V175H47ZM40 178V177H39ZM39 178H36V180L37 179H39ZM46 178V177H45ZM26 179H28V178H26ZM30 179V178H29ZM29 179H28V181H29ZM16 180V179H15ZM31 180V179H30ZM35 180V179H34ZM33 180V181H34ZM40 180H41V178H40ZM12 181V180H11ZM15 182H17V181H15ZM19 182H21V180L19 181ZM35 182V181H34ZM45 182V181H44ZM7 183H10L9 182V180L7 181ZM30 183L33 185V186H29L30 185ZM46 183H48V182H46ZM45 183V184H46ZM5 185V184H4ZM8 185V184H7ZM7 185H5L6 187H8ZM17 185V184H16ZM48 185H50V183L48 184ZM51 185H52V183H51ZM105 186H106V188H105ZM9 187H10V185H9ZM54 187V186H53ZM109 187H110V185H109ZM39 188V187H38ZM38 188H34V190L36 191V189L39 191V189ZM42 188V187H41ZM46 188H47V186H46ZM8 190V189H7ZM10 190V189H9ZM46 190V189H45ZM106 190H104V191H106ZM12 191V190H11ZM24 191V192H23ZM33 191V190H32ZM31 191V192H32ZM42 191V190H41ZM23 192V193H22ZM13 193V192H12ZM33 193V192H32ZM16 194V193H15ZM21 195V196H20ZM13 196H14V194H13ZM30 197V196H29ZM32 197H33V199L35 200V197H34V193H33V195H32ZM33 201V200H32ZM39 201V200H38ZM105 201V200H104ZM36 202V201H35ZM54 203H55V205H54ZM241 207V206H240ZM46 215V216H47ZM94 217L95 216H97V214L96 213H94V215H93ZM50 217V216H49ZM48 216L47 217H45V218H49ZM38 218V217H37ZM20 221V222H19ZM40 221H42V220H40ZM14 222H16V221H14ZM61 222V226H60V228L59 229H56V226H57V224H59ZM21 225V224H20ZM20 225H17V226H19L20 227ZM23 225V224H22ZM28 226V225H27ZM15 227V226H14ZM0 235H2V234H0ZM7 235V234H6ZM2 237V236H1ZM14 237H16V236H14ZM53 237V236H52ZM14 239V238H13ZM2 243V242H1ZM0 243V244H1ZM3 243H5V242H3ZM6 244H7V241H6ZM9 245H10V243H8ZM4 245V244H3ZM12 245V244H11ZM5 246V245H4ZM7 246V245H6ZM13 246H15V245H13ZM13 246L12 247H10V249H11V251L13 250V252L14 251H16V250H18L19 251V249H16L15 247L13 248ZM2 247V246H1ZM25 247H27V249H29L30 247H28V246H26V245H24V249H26ZM4 249H6V247H3ZM8 248V247H7ZM13 248V249H12ZM19 248V247H18ZM49 248H51L50 246H48V248L47 249H49ZM3 249V250H4ZM33 249V248H32ZM47 249H46V252H48L47 253V255H50L51 253H49V251H47ZM2 250V248H0V251ZM35 250V249H34ZM37 250H39V251H43V250H40L39 248L37 249ZM52 250V249H51ZM9 251V250H8ZM36 251V250H35ZM39 251H37V253L39 252ZM44 252H45V250H44ZM46 252H45V254H46ZM51 252V251H50ZM41 253H43V252H41ZM40 253V254H41ZM20 254V253H19ZM23 254V253H22ZM28 254V253H27ZM21 255V254H20ZM23 255H25V253L23 254ZM28 255H30V254H28ZM31 256V255H30ZM58 256V255H57ZM61 256H58L57 258H60Z\"/></svg>",
    "mask_w": 264,
    "mask_h": 264
},
{
    "label": "crops",
    "instance_id": "3",
    "mask_svg": "<svg viewBox=\"0 0 264 264\" xmlns=\"http://www.w3.org/2000/svg\"><path fill=\"white\" fill-rule=\"evenodd\" d=\"M141 185L145 188L152 186L153 188H158L163 185L162 183V176L159 175V172L152 169L151 166L147 167V169L139 175ZM128 181H125L122 186H127Z\"/></svg>",
    "mask_w": 264,
    "mask_h": 264
}]
</instances>
